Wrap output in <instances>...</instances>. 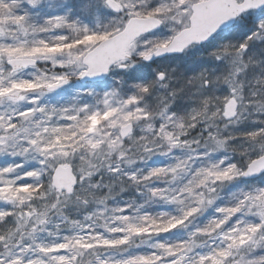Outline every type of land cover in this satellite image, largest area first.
<instances>
[{"label":"snow or ice","instance_id":"snow-or-ice-1","mask_svg":"<svg viewBox=\"0 0 264 264\" xmlns=\"http://www.w3.org/2000/svg\"><path fill=\"white\" fill-rule=\"evenodd\" d=\"M0 264H264V0H0Z\"/></svg>","mask_w":264,"mask_h":264}]
</instances>
